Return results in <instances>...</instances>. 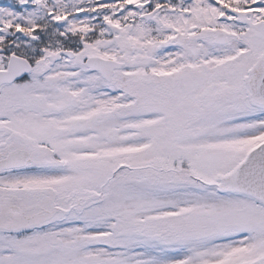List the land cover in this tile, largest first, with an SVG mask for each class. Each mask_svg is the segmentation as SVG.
I'll return each mask as SVG.
<instances>
[{"label": "snow or ice", "instance_id": "1", "mask_svg": "<svg viewBox=\"0 0 264 264\" xmlns=\"http://www.w3.org/2000/svg\"><path fill=\"white\" fill-rule=\"evenodd\" d=\"M0 264H264V0H0Z\"/></svg>", "mask_w": 264, "mask_h": 264}]
</instances>
